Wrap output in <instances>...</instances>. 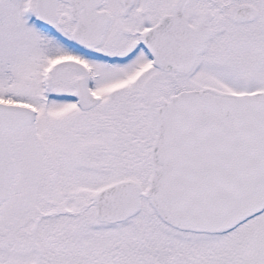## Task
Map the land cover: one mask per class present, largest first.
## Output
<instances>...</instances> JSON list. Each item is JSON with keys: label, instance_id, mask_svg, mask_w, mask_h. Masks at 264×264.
I'll return each instance as SVG.
<instances>
[{"label": "snow or ice", "instance_id": "6c2138e0", "mask_svg": "<svg viewBox=\"0 0 264 264\" xmlns=\"http://www.w3.org/2000/svg\"><path fill=\"white\" fill-rule=\"evenodd\" d=\"M0 264H264V0H0Z\"/></svg>", "mask_w": 264, "mask_h": 264}]
</instances>
